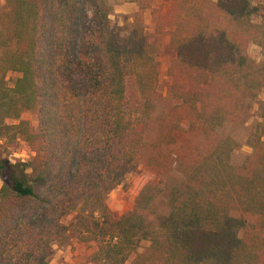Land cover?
Wrapping results in <instances>:
<instances>
[{"label": "trees", "instance_id": "16d2710c", "mask_svg": "<svg viewBox=\"0 0 264 264\" xmlns=\"http://www.w3.org/2000/svg\"><path fill=\"white\" fill-rule=\"evenodd\" d=\"M4 2L0 141L24 140L33 157L0 158V264H52L53 246L72 241L93 264H128L145 240L131 264H264V6L154 10L173 53L162 107L149 3L122 38L110 17L122 0ZM250 119L252 153L234 164L243 145L219 130ZM136 165L132 207L113 217L107 194Z\"/></svg>", "mask_w": 264, "mask_h": 264}, {"label": "rangeland", "instance_id": "374dc122", "mask_svg": "<svg viewBox=\"0 0 264 264\" xmlns=\"http://www.w3.org/2000/svg\"><path fill=\"white\" fill-rule=\"evenodd\" d=\"M125 3L115 4L111 2L112 13L111 20L119 28V35L125 38L129 32V24L133 20V15L138 11V4L149 3V8L146 10V19L144 20L145 34L147 40L156 45L159 52L157 59L158 68V86L157 94L160 95L164 102H162V107H168L169 102H167L166 90L169 83V78L167 77V68L171 60L173 59V53L169 50L167 41L164 37L156 35L153 30V15L156 16V12H164L165 5L169 0H139L137 3H128L131 0H122ZM127 1V2H126ZM216 1V0H215ZM214 1V2H215ZM213 2V3H214ZM254 4H260L264 6V0H253ZM156 10V12H153ZM7 11L4 0H0V14ZM258 22H263V18H259ZM250 53L252 58L256 62L262 60V52L260 48L256 45L251 46ZM18 75V74H17ZM16 74L12 75V78L17 77ZM128 95L133 102L135 94L131 88L128 89ZM260 99L264 100V91L260 94ZM253 120L250 119L247 123L243 125L230 123L219 130V134L222 136H232L235 137L238 142H240L243 147L240 150H236L232 154V162L234 164L241 165L245 157L251 155L252 149L245 146L246 136L249 131V126ZM30 124L33 131L37 130V118L35 115L30 116ZM33 157V153L27 147L24 140L18 141L14 146H9L8 142L0 141V158L6 159L9 163L17 162H29ZM142 167L140 165L134 166L130 171L124 175V180L116 188L109 191L106 197L109 210L113 217H118L125 211L132 207L134 196L133 190L135 187V182L137 178L142 173ZM4 183V178L0 177V187ZM149 242L147 240L142 241L135 253L131 254L127 263L131 264L130 261L133 259L136 253L142 252ZM54 255L52 257V264H93L89 262V255L92 249H87L84 244L77 243L75 241L70 242V244H62L60 246L54 245Z\"/></svg>", "mask_w": 264, "mask_h": 264}, {"label": "crops", "instance_id": "0c3cea01", "mask_svg": "<svg viewBox=\"0 0 264 264\" xmlns=\"http://www.w3.org/2000/svg\"><path fill=\"white\" fill-rule=\"evenodd\" d=\"M211 3H213L215 0H209ZM217 1V0H216ZM216 1L214 2V3H216ZM127 2V1H126ZM123 3H125V2H123ZM122 3V4H123ZM128 3H130V2H128ZM139 10V9H138ZM138 12V11H137ZM145 19H146V15H145ZM147 20V19H146Z\"/></svg>", "mask_w": 264, "mask_h": 264}]
</instances>
